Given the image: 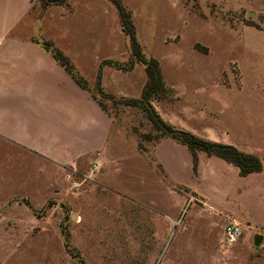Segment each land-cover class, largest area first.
Here are the masks:
<instances>
[{"label":"rangeland","instance_id":"rangeland-1","mask_svg":"<svg viewBox=\"0 0 264 264\" xmlns=\"http://www.w3.org/2000/svg\"><path fill=\"white\" fill-rule=\"evenodd\" d=\"M73 1L83 10L70 21L38 0L33 12L133 137L112 142L118 162L100 167L58 165L0 140V264H264V169L242 176L200 151L194 171L185 145L142 105L121 101L141 99L147 75L140 62L118 67L134 58L116 6ZM123 2L143 53L158 59L173 89L152 101L162 120L264 156V0ZM101 64L110 97L97 90ZM231 223L243 229L233 244Z\"/></svg>","mask_w":264,"mask_h":264},{"label":"crops","instance_id":"crops-1","mask_svg":"<svg viewBox=\"0 0 264 264\" xmlns=\"http://www.w3.org/2000/svg\"><path fill=\"white\" fill-rule=\"evenodd\" d=\"M78 4L70 0L74 12L64 5L50 11L70 21L83 10ZM33 9V0H0V140L58 165L115 164L112 142L133 136L38 41L58 39L43 32L44 17Z\"/></svg>","mask_w":264,"mask_h":264},{"label":"trees","instance_id":"trees-1","mask_svg":"<svg viewBox=\"0 0 264 264\" xmlns=\"http://www.w3.org/2000/svg\"><path fill=\"white\" fill-rule=\"evenodd\" d=\"M44 8H47L51 5H65L68 0H38ZM117 8L119 13V18L121 22L122 29L124 33L129 37L131 52L134 60H131L128 65L118 66L120 69L130 71L134 68L135 63L140 62L145 66V71L147 75V81L142 90L141 99L136 98H123L121 101H124L126 105L139 106L142 105L149 112V115L152 117L155 124L164 130V128L154 119L150 110L145 104V101H148L152 105L154 99H161L162 95L170 94L173 92V89L169 87L165 81L163 71L158 59L153 56L147 57L143 53L142 46L137 38V30L133 21L132 12L126 7L123 0H110ZM42 46L49 51L54 59L76 80V82L86 90H90L88 81L82 76L70 58L64 54V52L59 49L52 40L42 39L38 40ZM200 51L202 50L199 45L196 46ZM102 68L103 64L99 67V72L97 75V90L102 97H110V94L106 93L102 87ZM95 99L98 100L100 105L104 110L107 111L105 105L102 103L100 98L93 93ZM115 101L116 98H113ZM153 106V105H152ZM154 107V106H153ZM155 109V108H154ZM156 111V110H155ZM160 117V116H159ZM162 120V118L160 117ZM162 122L166 127L174 131L172 133L164 130V133L169 134L176 142L185 145L192 159V167L194 171H197L199 157L198 153L203 151L210 156H217L222 158L228 163L236 166L242 176H247L251 173L261 172L264 169V156H258L246 151L239 149L233 144L217 142L211 139H206L201 136H198L190 131L186 130H177L171 128L163 120ZM67 245H69L70 232L66 233Z\"/></svg>","mask_w":264,"mask_h":264},{"label":"built area","instance_id":"built-area-1","mask_svg":"<svg viewBox=\"0 0 264 264\" xmlns=\"http://www.w3.org/2000/svg\"><path fill=\"white\" fill-rule=\"evenodd\" d=\"M242 234H243V229L241 225L238 223H231L225 227L226 241L229 244H233L237 242L239 238L242 236Z\"/></svg>","mask_w":264,"mask_h":264},{"label":"water","instance_id":"water-1","mask_svg":"<svg viewBox=\"0 0 264 264\" xmlns=\"http://www.w3.org/2000/svg\"><path fill=\"white\" fill-rule=\"evenodd\" d=\"M146 106L148 107V109L150 110L151 114L153 115L154 119L164 128V130H166L169 133H172L174 131L169 130L166 125L162 122V120L160 119L159 115L157 114V112L155 111L154 107L148 102L145 101ZM263 237L261 235H257L255 237V244L256 245H260L262 242Z\"/></svg>","mask_w":264,"mask_h":264}]
</instances>
